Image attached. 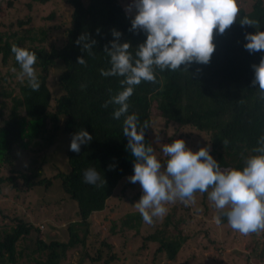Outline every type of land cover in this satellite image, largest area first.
<instances>
[{
	"label": "trees",
	"instance_id": "trees-1",
	"mask_svg": "<svg viewBox=\"0 0 264 264\" xmlns=\"http://www.w3.org/2000/svg\"><path fill=\"white\" fill-rule=\"evenodd\" d=\"M0 1L6 2L9 8L19 9L18 1ZM56 1H64L70 7L63 21ZM23 6L26 12L9 20V29H0L1 61L7 64L12 59L13 66L20 68L11 52L13 45L34 52L38 58L34 67L41 87L33 91L25 78L16 82L17 94H12V90H0L2 96H10L11 100L6 114L3 110L6 102L0 97V169L4 167L8 171V174H0V193L1 183L19 191H29L36 185L47 187L59 178L60 188L75 201L77 208L75 220L65 224L66 239H45L48 234L41 233L37 223L24 215H8L9 222H0V264H60L67 250L86 243L91 213L105 206L118 180L134 174L136 158L127 149L128 137L123 135L125 117L113 118L118 107L114 104L103 107L123 90L120 84L123 77H104L100 70L111 67L104 48L105 45L110 47V41L115 39L113 29L122 33L120 43L131 45L133 56L147 36L144 32L130 31L135 16L124 10L120 0H24ZM244 13L258 19L259 30L264 31V0H253L250 9L243 8L241 15ZM2 15L0 12V27L4 25ZM34 18L39 19V26L17 28L32 23ZM239 19L225 33L220 34L218 30L214 33L216 50L208 64L193 63L188 72L156 69L158 83L142 81L135 87L129 99L128 115L137 114L141 125L149 121L150 127L145 130L146 145H151L150 107H153L155 116L162 118L164 126L174 131L168 134L171 141L183 139L186 147L193 151L209 147L222 169H242L246 159L256 154L252 149L264 135V101L258 99L259 85H252L255 75L252 65L259 64L264 51L252 54L245 49L248 42L245 34L256 33L257 29L241 26ZM82 34L97 41L92 55H87L82 44L76 43ZM81 56L86 59L87 66L77 63ZM51 67L59 70V92L55 96L47 84ZM59 128L69 137L66 170L57 171L54 180L45 176L47 160L44 154L32 158L33 163L25 169L17 166L15 150L33 145L43 148ZM82 129L93 139L82 145L77 154L69 148L73 134ZM159 130L165 132L162 128ZM223 140L229 143L224 146ZM89 168H95L105 179L103 187L85 183L84 172ZM137 195H142V189ZM141 220L138 214L129 215L122 219L121 227L137 230ZM183 220L181 215L169 210L162 226L144 235L142 244L155 241L153 255L164 252L174 259L184 239L176 231ZM225 220L223 218L222 222ZM115 227L112 223L110 229L115 231ZM103 244L108 247L105 251ZM110 247L111 243L101 239L96 255L88 254V258L100 260L106 252L101 260L103 264H110L116 256L112 248L108 251ZM257 254L259 258L264 256L262 250Z\"/></svg>",
	"mask_w": 264,
	"mask_h": 264
},
{
	"label": "clouds",
	"instance_id": "clouds-1",
	"mask_svg": "<svg viewBox=\"0 0 264 264\" xmlns=\"http://www.w3.org/2000/svg\"><path fill=\"white\" fill-rule=\"evenodd\" d=\"M135 8L136 15L131 21L130 31L144 32L147 39L138 46L135 56L131 45L120 43L122 33L113 29L115 38L104 52L110 57L111 67L101 69L104 77H123V90L106 101L118 106L113 118L122 116L123 135L128 137L127 149L136 158L134 174L128 180L139 183L142 196L134 205L146 224L167 214L168 203L180 201L186 206L195 203V194L207 193L208 200L218 212L215 223L220 225L226 218L232 230L243 235L264 232V135L252 149L255 155L248 157L242 169H222L214 159L209 147L193 151L186 147L183 139L163 144L161 153L167 157L166 167L151 145H146L145 130L150 127L145 120L141 125L137 114L128 115L129 99L136 86L142 81L158 83L155 70L187 71L193 64H208L216 50L214 33H225L240 17L241 26H252L256 33H246L248 41L244 47L254 54L264 51V31H260V21L243 12L241 0H133L126 11ZM99 34V30H97ZM76 43L82 44L87 55L93 54L97 44L89 35L82 34ZM11 52L20 66L18 79L24 81L33 91H39L41 82L34 65L37 56L24 47L13 45ZM78 64L87 66L86 59L78 57ZM184 66L183 70L181 66ZM252 85H259L258 99L264 101V57L259 64H253ZM199 71V70H198ZM86 130L73 134L69 150L80 153L81 146L92 141ZM229 142L223 140L224 146ZM111 167V166H110ZM85 183L103 187L105 179L95 168L84 172Z\"/></svg>",
	"mask_w": 264,
	"mask_h": 264
},
{
	"label": "rangeland",
	"instance_id": "rangeland-1",
	"mask_svg": "<svg viewBox=\"0 0 264 264\" xmlns=\"http://www.w3.org/2000/svg\"><path fill=\"white\" fill-rule=\"evenodd\" d=\"M16 1L20 3L19 9L9 8L6 2L0 1V12L3 14L1 17L4 22L0 29H9V20H14L15 15H23L26 12V8L23 6L24 0H15L14 2ZM120 1L125 11L127 6L133 3V0ZM252 2L253 0H241V6L248 10ZM56 3H58L57 7L63 14L60 18L63 21L67 17L70 7L64 1H56ZM126 12L133 16L136 15L135 8ZM39 24V19L34 18L32 23L19 25L17 28L29 27L30 25L37 27ZM54 37L55 35H53ZM11 62L12 59L7 64H2L0 53V74L6 76L5 79L0 76V90H12V94H17L19 92L16 82L21 81L18 79L21 69L14 67ZM58 71L57 67H51L47 78V84L53 96L59 92ZM0 97L6 102L3 110L7 114L11 105L10 96L6 97L0 94ZM155 112V108L150 107L152 128L149 132V139L151 146L156 151L155 154L161 158L166 167L164 160L167 157L161 153V147L163 144L173 142L168 138V134H174V131L170 127L166 128L162 118L156 117ZM160 128L165 132L159 130ZM68 144V134L59 128L53 134L51 142L49 144L44 143L43 148L33 145L15 150L17 166L25 169L33 163L32 158L44 154L47 161L44 164L43 174L54 180L57 171L68 168L66 160ZM0 174H8L7 169L4 167L0 169ZM128 177L130 175L121 177L112 194L106 199L105 206L91 213L86 243L83 246L67 250L66 256L61 259L60 264H103L101 259L106 252L103 253L100 260L88 258V254L96 255L101 239L111 243L108 251L112 248V252L116 255L110 264H260L264 262V256L259 258L257 254L260 250L264 252V232L243 235L232 230L227 220L217 225L215 223V218L218 215L217 210L208 200L207 193L199 192L195 194V203L186 206L184 203L176 201L165 205L168 211H175L176 215H181L184 218L183 221L179 222L178 230H176L180 238L183 237L184 239L174 259L168 258L164 252L153 255L157 242L146 241L145 244H142L143 236L162 226L164 217L156 219L151 225L141 220L137 230L125 226L121 227L122 219L129 217V215H140L134 205L142 196L137 195L141 187L139 183H131ZM1 189L0 222H9L8 215H24L32 223H37L40 226L41 233L48 234L47 237L43 236L45 239L67 238L65 224L70 220H75V208L77 206L75 201L69 199L62 191L63 189L60 188L59 178H56L55 182L47 187L36 185L29 191H19L5 183H1ZM61 196L63 198H60ZM140 218L142 219L141 215ZM112 223L116 224L115 231L110 229ZM104 247L103 251L108 248L105 245Z\"/></svg>",
	"mask_w": 264,
	"mask_h": 264
}]
</instances>
